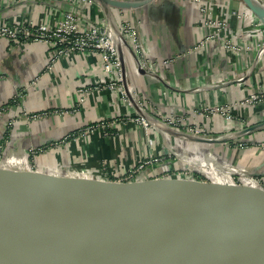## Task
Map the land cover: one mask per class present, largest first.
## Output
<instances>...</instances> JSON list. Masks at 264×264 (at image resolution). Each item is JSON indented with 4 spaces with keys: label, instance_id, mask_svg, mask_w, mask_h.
I'll return each instance as SVG.
<instances>
[{
    "label": "crops",
    "instance_id": "1",
    "mask_svg": "<svg viewBox=\"0 0 264 264\" xmlns=\"http://www.w3.org/2000/svg\"><path fill=\"white\" fill-rule=\"evenodd\" d=\"M73 1L0 0V25L51 23L56 8L71 9ZM210 1L212 16L224 20L222 33L237 50L224 49L219 38L198 46L213 30L204 24L203 0H146L117 10L119 20L135 27L144 52L140 59L150 60L138 69L124 48V82L150 115L167 123L177 119L179 131L197 126L207 135L242 133L195 141L145 127L134 102L107 85L99 53L73 52L52 61L54 52L46 44L0 38V167L87 185L179 179L175 172H162L182 165L169 158L171 146L190 152L197 161L195 173L207 181L232 185L234 174L245 185L264 189L257 182L264 184V27L252 20L250 9L237 16L247 8L242 0ZM81 10L89 19L102 14L92 4ZM254 92L262 98L246 101ZM216 105L227 106L231 118L205 110ZM147 157L158 159L137 169Z\"/></svg>",
    "mask_w": 264,
    "mask_h": 264
},
{
    "label": "water",
    "instance_id": "2",
    "mask_svg": "<svg viewBox=\"0 0 264 264\" xmlns=\"http://www.w3.org/2000/svg\"><path fill=\"white\" fill-rule=\"evenodd\" d=\"M95 1L117 36L124 82L114 13L146 0ZM242 1L264 24L263 9ZM0 244L14 264H264V189L184 178L87 185L0 167Z\"/></svg>",
    "mask_w": 264,
    "mask_h": 264
},
{
    "label": "built area",
    "instance_id": "3",
    "mask_svg": "<svg viewBox=\"0 0 264 264\" xmlns=\"http://www.w3.org/2000/svg\"><path fill=\"white\" fill-rule=\"evenodd\" d=\"M210 2V0H203L202 3H199V9L205 16V26L210 27L213 30L204 34L203 38L198 43V46H205V44L210 42L212 39L219 38L221 39L220 41L224 49L237 50V47L234 45L231 38L225 36L222 33L226 27L224 20L221 17L212 16V11L208 6ZM90 4L97 5L98 10H101L102 12V14L97 13V18L89 19V17H87L86 11L81 10L83 8L90 7ZM247 11H249L248 7L244 9V13L237 14V16H245L248 14ZM55 16V21L51 23L40 21L39 23L35 24L7 23L0 25V38L12 43L30 41L46 44L51 47L52 51L54 52V56L51 58L52 61L55 59V57L73 52L84 53L95 51L99 53L101 55L103 73L108 77L107 85L110 88L117 89L122 100L132 103V98L134 99L139 109V111L137 109L139 114L137 120H139L145 127L155 126L157 128H161L159 126L164 125L172 129L174 133H182L185 136H191L194 138L199 137L206 140H226L228 138H235L239 132H243V130H240L234 132L231 131L222 136L207 135L202 128L197 126H188L185 131H179L175 126L177 119H170V121L167 123L165 120L150 115L143 108V105L138 99L135 97H129V90L126 89L123 82L122 65L117 46V36L111 29L108 19L101 6L95 0H74L73 7L71 9H62L61 7L56 8ZM251 16L253 17L252 20L257 21V17L252 12ZM114 21L115 27L122 36V39L120 38V42L123 53H125L124 48H126V50L129 51L135 58L138 69L144 68L146 65H148L150 60L146 58V60L143 62V60L140 59L142 58V54L144 52L137 40L135 27L128 19H123L121 21L115 16ZM260 25L264 27V24L260 23ZM85 90V88L79 89V91L82 93ZM82 93L80 94L81 96ZM260 98H262V95H260L259 92H254L251 93L245 100L254 101L259 100ZM205 110L209 112L220 111L224 114H227L226 117L228 119L231 118L229 109L225 105H216L212 108H205ZM238 143L239 145H243L244 142ZM167 153L169 158H175L176 160L182 161V165L177 168L171 166L170 169L162 171L164 176H167V172H175L174 176L180 178L207 181L195 173V168H193L191 165L196 164L197 161L194 156L186 149L183 147L175 149L174 147L170 146ZM157 159V157H147L138 163L136 167L137 169L143 168L144 166L157 161ZM231 181L235 184L245 185V182L234 174L231 176ZM257 182L258 185L264 186L263 181L260 178L257 179Z\"/></svg>",
    "mask_w": 264,
    "mask_h": 264
},
{
    "label": "bare ground",
    "instance_id": "4",
    "mask_svg": "<svg viewBox=\"0 0 264 264\" xmlns=\"http://www.w3.org/2000/svg\"><path fill=\"white\" fill-rule=\"evenodd\" d=\"M254 2L258 6H260V8H262L264 11V6L261 3H259L257 0H254ZM0 264H14L1 244H0Z\"/></svg>",
    "mask_w": 264,
    "mask_h": 264
},
{
    "label": "rangeland",
    "instance_id": "5",
    "mask_svg": "<svg viewBox=\"0 0 264 264\" xmlns=\"http://www.w3.org/2000/svg\"><path fill=\"white\" fill-rule=\"evenodd\" d=\"M259 2H261L262 4H264V0H259ZM116 17H117V16H116ZM117 19L119 20L118 17H117ZM255 23H256V24H260V23L263 24L262 21H261L259 18H257V21H255ZM250 29L254 30V29H256V28H255V27H250V26H249V29H248V30L250 31ZM171 159H172V158H171ZM196 165H197V164H192L191 166H192L193 168H196Z\"/></svg>",
    "mask_w": 264,
    "mask_h": 264
}]
</instances>
